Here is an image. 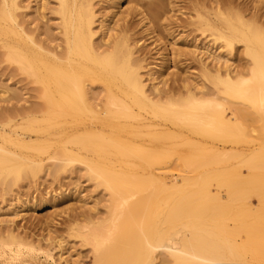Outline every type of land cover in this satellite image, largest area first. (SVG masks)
<instances>
[{
	"label": "bare ground",
	"instance_id": "obj_1",
	"mask_svg": "<svg viewBox=\"0 0 264 264\" xmlns=\"http://www.w3.org/2000/svg\"><path fill=\"white\" fill-rule=\"evenodd\" d=\"M55 1L36 2L37 19L49 7L59 21L43 40L27 28L29 6L0 0V55L37 100L0 110V167L16 162L35 178L46 157L54 177L76 161L98 164L92 172L118 206L73 229L95 246L93 264H264V144L234 149L258 125L264 142V0H189L188 21L172 16L182 0ZM179 29L190 49L177 46ZM147 41L159 63L148 62ZM0 101L21 98L2 88ZM227 159L240 161L237 171L155 188L153 171L133 168ZM20 216L13 207L8 218Z\"/></svg>",
	"mask_w": 264,
	"mask_h": 264
},
{
	"label": "rangeland",
	"instance_id": "obj_2",
	"mask_svg": "<svg viewBox=\"0 0 264 264\" xmlns=\"http://www.w3.org/2000/svg\"><path fill=\"white\" fill-rule=\"evenodd\" d=\"M21 1L24 6H29V8L25 7L21 11V13L27 15L25 17L28 23L27 28L33 31L35 37L43 40L48 39L46 32H49L47 30L49 26L59 23L56 15H53L48 7V10L45 11V17L37 19L34 14L38 5L36 3L37 0ZM98 1L101 2L102 0ZM182 1H179L180 7L175 8L176 10L174 9L176 13H173L172 16H176L175 18L180 21H188L191 12L188 9L190 6L189 0ZM50 2H52V7L55 6V0H50ZM238 2L244 3L245 0H238ZM102 3L100 4L102 5L101 7H105ZM167 7L170 8L168 9L170 14L171 7L169 5ZM137 21L138 18L132 20L135 24ZM191 29H186V35ZM139 30L140 28H137L134 32L138 34ZM181 31L179 29L175 32L176 40L179 37L182 39L183 32ZM56 32L59 33V30ZM146 39L148 38H145L144 41ZM181 39L180 41L178 40L179 42L177 41V46L182 48L183 46H188L189 49L192 47V37L186 40L188 43H185L183 39L181 41ZM165 40L167 42V39ZM168 41V44L173 42L170 38ZM150 44V41L145 43L148 46V51L153 49ZM150 51L147 56L148 62L159 63V61L154 60V56L157 58L155 51ZM187 62L181 66L185 68L190 64L187 71L197 65H194L193 61L188 62L189 64ZM17 68V64L0 55V90L8 88L11 91H17L21 98L19 103L15 101L8 104L0 101V110L14 103L20 106H29L31 102L37 101L33 97L35 93L31 91L34 85L28 83L27 76L21 74L12 76L10 74V69ZM145 73H147V70ZM192 73L197 74L193 70ZM262 132V127L259 125L256 127V132H251L248 129L244 133V141L239 145H235L234 149L249 151L263 145ZM232 147L229 146L227 152L231 153ZM45 159L42 161L38 176L35 178L27 176V168L16 162L7 163L0 167L4 173V177L0 179V264H93L97 251L95 246L77 236L78 233L73 229H77L80 225L95 226L98 218L104 221L107 220L108 209L117 207L118 204L112 201L109 191L105 189L97 175L92 172L93 169L97 168L98 164L88 165L84 161H76L71 163L58 177H54L49 172L55 161H49L47 157ZM239 162L238 159H227L207 166L200 162H195L191 167L180 163L167 162L166 164L136 166L133 168L141 173L153 171L157 178L150 183L151 185L147 184V187L155 188L159 187L158 185L162 180L168 186H171L183 175L198 177L201 172L210 171V173H215L214 171L222 170L225 167L237 171L240 167ZM104 167L107 168L108 166ZM16 172H20L21 176L15 180L13 173ZM208 190L211 195H215L218 192L216 182L209 183ZM222 192L226 194L227 190L223 189ZM62 193L65 194L61 195V200L55 199L57 195ZM251 195L255 196L254 193H251ZM253 199L254 203H256L255 197ZM20 200L25 202L21 208L19 206ZM36 201L38 206L36 209H32L31 206ZM13 207L16 208L17 212H21L20 217L8 218L9 212H11ZM11 219L14 221L9 222ZM12 229L15 230L14 235L10 232ZM241 236H244L245 239L247 235L244 233ZM60 244L63 245V249H59ZM64 259L69 262H65Z\"/></svg>",
	"mask_w": 264,
	"mask_h": 264
}]
</instances>
